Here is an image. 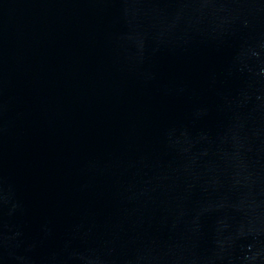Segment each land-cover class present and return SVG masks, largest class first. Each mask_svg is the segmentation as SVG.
<instances>
[{"label":"water","instance_id":"obj_1","mask_svg":"<svg viewBox=\"0 0 264 264\" xmlns=\"http://www.w3.org/2000/svg\"><path fill=\"white\" fill-rule=\"evenodd\" d=\"M0 264H264V0H0Z\"/></svg>","mask_w":264,"mask_h":264}]
</instances>
